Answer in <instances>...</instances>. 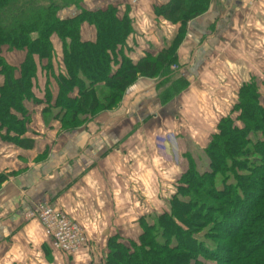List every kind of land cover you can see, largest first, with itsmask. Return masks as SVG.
Wrapping results in <instances>:
<instances>
[{
  "label": "crops",
  "instance_id": "0c3cea01",
  "mask_svg": "<svg viewBox=\"0 0 264 264\" xmlns=\"http://www.w3.org/2000/svg\"><path fill=\"white\" fill-rule=\"evenodd\" d=\"M169 1L84 0L81 7L128 11L133 32L127 46L134 63L160 53L177 35L180 25L153 11ZM76 12L66 8L59 17ZM80 37L94 41L95 31L84 24ZM170 70L187 87L168 102L159 98L162 79L138 78L116 106L73 130L46 118L45 105L26 104L30 119L19 137L22 145L0 137V264L102 263L107 239L137 240L141 219L148 211L167 210L187 160H194L187 144L204 151L242 85L253 80L264 107V0H209L207 10L185 25ZM44 85L41 74L33 89L37 100ZM43 202L83 226L87 244L81 252H54L41 226L24 217Z\"/></svg>",
  "mask_w": 264,
  "mask_h": 264
},
{
  "label": "trees",
  "instance_id": "16d2710c",
  "mask_svg": "<svg viewBox=\"0 0 264 264\" xmlns=\"http://www.w3.org/2000/svg\"><path fill=\"white\" fill-rule=\"evenodd\" d=\"M83 1L0 0L3 141L22 145L19 137L30 119L27 103L45 105V117L73 130L116 106L138 78L162 79V103L186 89V81L174 77L170 67L176 66L185 25L207 10L209 0L154 6L155 16L180 25L178 33L166 49L134 63L127 46L133 32L128 11L120 14L112 5L87 11ZM66 8L77 12L59 17ZM84 24L94 29V41L81 39ZM14 52L24 54L17 67L5 57ZM41 74L44 96L37 100L33 89ZM259 98L253 80L242 85L231 113L221 118L203 151L208 170L199 173L189 158L168 209L141 219L136 241L107 239L104 264H264V107Z\"/></svg>",
  "mask_w": 264,
  "mask_h": 264
},
{
  "label": "built area",
  "instance_id": "2783aa9c",
  "mask_svg": "<svg viewBox=\"0 0 264 264\" xmlns=\"http://www.w3.org/2000/svg\"><path fill=\"white\" fill-rule=\"evenodd\" d=\"M24 217L41 226L43 236L56 253L76 255L87 244L83 226L73 222L64 211L45 202L26 211Z\"/></svg>",
  "mask_w": 264,
  "mask_h": 264
},
{
  "label": "rangeland",
  "instance_id": "374dc122",
  "mask_svg": "<svg viewBox=\"0 0 264 264\" xmlns=\"http://www.w3.org/2000/svg\"><path fill=\"white\" fill-rule=\"evenodd\" d=\"M54 45L56 46L55 42H54ZM55 51H56V47H55ZM20 56H21L20 53H16V52L9 53V54L5 55L8 64L11 65V66H17L19 64V62L21 60ZM1 83H2V80L0 79V84ZM43 96H44V94H41V98H43ZM46 118L49 119V116H46ZM170 137L172 138L171 134L168 135V137H166L167 138L166 140H168V138H170ZM187 148H188L189 152H192L194 157H195L193 161H194V164L196 165L197 171L199 173H203L204 171H207L208 170V160H207L206 156L204 155V153L201 152L200 150L198 152L194 151V148L190 144H187ZM166 209H168V206H167ZM151 215H158V214L151 213L150 211H148L146 213V216H151ZM105 252H107V249H106ZM105 258H106V253L103 254L100 259H104L105 260ZM104 260H103L102 263L100 262V263H93V264H104Z\"/></svg>",
  "mask_w": 264,
  "mask_h": 264
}]
</instances>
